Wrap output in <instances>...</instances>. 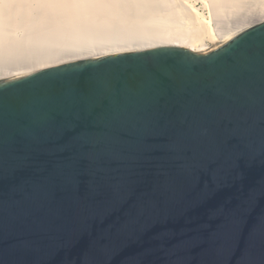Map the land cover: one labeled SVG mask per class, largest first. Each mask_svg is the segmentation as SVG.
Returning a JSON list of instances; mask_svg holds the SVG:
<instances>
[{
    "label": "water",
    "instance_id": "95a60500",
    "mask_svg": "<svg viewBox=\"0 0 264 264\" xmlns=\"http://www.w3.org/2000/svg\"><path fill=\"white\" fill-rule=\"evenodd\" d=\"M244 257L264 264V23L0 80V264Z\"/></svg>",
    "mask_w": 264,
    "mask_h": 264
},
{
    "label": "bare ground",
    "instance_id": "6f19581e",
    "mask_svg": "<svg viewBox=\"0 0 264 264\" xmlns=\"http://www.w3.org/2000/svg\"><path fill=\"white\" fill-rule=\"evenodd\" d=\"M264 23V0H0V80L99 56L199 53Z\"/></svg>",
    "mask_w": 264,
    "mask_h": 264
},
{
    "label": "snow or ice",
    "instance_id": "6c2138e0",
    "mask_svg": "<svg viewBox=\"0 0 264 264\" xmlns=\"http://www.w3.org/2000/svg\"><path fill=\"white\" fill-rule=\"evenodd\" d=\"M240 66H241V68H243L242 62H240ZM241 91L243 92V88L241 89ZM242 264H247V258L246 257L242 258Z\"/></svg>",
    "mask_w": 264,
    "mask_h": 264
}]
</instances>
